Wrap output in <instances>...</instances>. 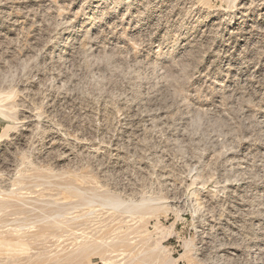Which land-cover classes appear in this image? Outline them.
<instances>
[{
    "label": "rangeland",
    "instance_id": "rangeland-1",
    "mask_svg": "<svg viewBox=\"0 0 264 264\" xmlns=\"http://www.w3.org/2000/svg\"><path fill=\"white\" fill-rule=\"evenodd\" d=\"M0 264H264V0H0Z\"/></svg>",
    "mask_w": 264,
    "mask_h": 264
}]
</instances>
